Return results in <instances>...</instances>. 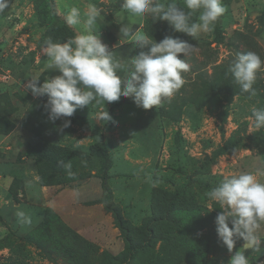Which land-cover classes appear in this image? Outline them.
Returning <instances> with one entry per match:
<instances>
[{
    "label": "rangeland",
    "instance_id": "1",
    "mask_svg": "<svg viewBox=\"0 0 264 264\" xmlns=\"http://www.w3.org/2000/svg\"><path fill=\"white\" fill-rule=\"evenodd\" d=\"M90 3L100 12L95 33L122 65L147 51L120 40L122 24L157 42L173 36L196 46L179 54L190 70L170 101L145 110L121 96L48 119L47 97H34L25 84L59 75L47 67L45 41L84 34L83 23L68 26L65 15L77 7L83 21ZM122 3L9 0L0 13V264H121L132 243L145 246L131 264H228L244 243L237 240L231 253L222 244L221 209L206 193L225 176L264 172V128L253 126L252 114L264 108V67L255 96L241 92L229 72L238 52L264 60V0H222L213 31L195 38ZM65 119L70 127H62ZM61 162L71 163L74 176ZM18 210L31 216L30 226L19 223ZM259 234L264 241V224ZM245 256L264 264V243Z\"/></svg>",
    "mask_w": 264,
    "mask_h": 264
},
{
    "label": "clouds",
    "instance_id": "2",
    "mask_svg": "<svg viewBox=\"0 0 264 264\" xmlns=\"http://www.w3.org/2000/svg\"><path fill=\"white\" fill-rule=\"evenodd\" d=\"M8 7L9 0H0V13ZM121 7L141 18L150 16L153 21H166L175 32L192 38L213 31L225 11L222 0H184V7L178 6L175 0L167 4L161 0H123ZM196 12H199L198 19L193 21ZM99 16L98 8L90 3L84 12L85 19L81 21V10L71 7L65 22L68 26L83 23L84 34L63 43L47 39L42 54L50 61L47 67L58 71L59 75L45 78L42 84L39 78L29 79L25 84L34 97H47L44 108L53 123L62 117H72L78 108L93 102L111 103L121 96L132 98L137 107L145 110L158 107L164 101H170L185 84L182 73L188 72L190 65L179 58V54L187 56L196 50V46L173 36H165L157 42L139 28L133 30L130 23L122 24L120 40L130 39L138 48L147 49L131 57L130 65L125 66L114 58L100 34L95 33ZM262 67L264 60L256 52H238L229 72L241 92L255 96L253 85ZM121 69L126 72L123 77L118 74ZM252 114L253 126L264 128V108L253 107ZM104 118L111 119L107 112ZM70 126L71 120L65 119L62 127ZM61 164L69 177L74 176L71 163ZM258 175H264V172L241 171L225 176L218 186L206 193L221 209L215 224L222 244L231 253L237 240L244 242L228 264H249L245 251L258 249L264 243L259 234L264 224V181ZM15 215L21 225L30 226L33 222L23 210H18Z\"/></svg>",
    "mask_w": 264,
    "mask_h": 264
},
{
    "label": "trees",
    "instance_id": "3",
    "mask_svg": "<svg viewBox=\"0 0 264 264\" xmlns=\"http://www.w3.org/2000/svg\"><path fill=\"white\" fill-rule=\"evenodd\" d=\"M231 143V141H228V143ZM228 148L227 147H222L220 148V151L219 153H223L227 150ZM145 245H143L142 243H132L130 246H129V252L127 255H124L122 257V260H121V264H131L132 263V260L135 259L138 251H140L141 249H143Z\"/></svg>",
    "mask_w": 264,
    "mask_h": 264
}]
</instances>
